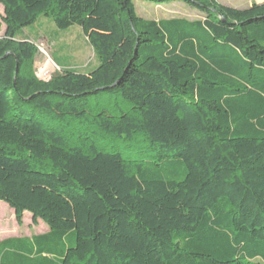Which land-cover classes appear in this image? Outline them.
Returning <instances> with one entry per match:
<instances>
[{
  "label": "trees",
  "instance_id": "obj_1",
  "mask_svg": "<svg viewBox=\"0 0 264 264\" xmlns=\"http://www.w3.org/2000/svg\"><path fill=\"white\" fill-rule=\"evenodd\" d=\"M181 1L204 17L0 0V202L50 228L1 241L0 264L264 262V2ZM41 16L80 26L98 66L37 77L18 36Z\"/></svg>",
  "mask_w": 264,
  "mask_h": 264
},
{
  "label": "rangeland",
  "instance_id": "obj_2",
  "mask_svg": "<svg viewBox=\"0 0 264 264\" xmlns=\"http://www.w3.org/2000/svg\"><path fill=\"white\" fill-rule=\"evenodd\" d=\"M219 1L234 8H247L253 3L264 2V0ZM135 7L137 15L146 21H161L172 17L193 21L204 17V14L197 8L181 0L168 1L162 4H157L152 0H135ZM0 14H4L2 5H0ZM5 31L6 25L0 17V37L5 35ZM18 37L29 38L37 47L34 60L35 74H38L39 70L46 66L47 63L51 66L52 76L60 72L63 67L73 68L81 73H88L99 64L98 57L78 25L68 29H59L51 18L41 16L35 24L25 27ZM102 95L104 94L90 98L93 107L97 111L111 109L109 108L111 101L108 103L103 102ZM114 103L125 105L119 99L114 100ZM106 149L114 151L109 146ZM121 150L124 151V148ZM126 156L130 157L132 155L126 154ZM10 210L12 209L6 202H0V238H15V236L26 238V236L35 232L34 225L38 221L34 223L31 218L27 217L22 220V224H19ZM5 263L10 264L9 260H6ZM260 264H264V262L261 261Z\"/></svg>",
  "mask_w": 264,
  "mask_h": 264
},
{
  "label": "crops",
  "instance_id": "obj_3",
  "mask_svg": "<svg viewBox=\"0 0 264 264\" xmlns=\"http://www.w3.org/2000/svg\"><path fill=\"white\" fill-rule=\"evenodd\" d=\"M10 211L13 213L14 217L16 218L15 211L13 209L10 210ZM27 217H29V218L32 219L31 213L24 212L23 219H25ZM36 224L34 225L35 232L33 234L29 235V236H26V238L31 239L34 236L43 235V234H46V233H49L50 232L49 226L44 221H42L41 219H38V222ZM8 238H12V237H3V238H0V242L3 241V240H5V239H8ZM15 238H23V237L22 236H15Z\"/></svg>",
  "mask_w": 264,
  "mask_h": 264
},
{
  "label": "built area",
  "instance_id": "obj_4",
  "mask_svg": "<svg viewBox=\"0 0 264 264\" xmlns=\"http://www.w3.org/2000/svg\"><path fill=\"white\" fill-rule=\"evenodd\" d=\"M53 72V69H52ZM37 77L39 78H44V79H51L52 78V73H51V66L46 64V66L42 67L38 74H36Z\"/></svg>",
  "mask_w": 264,
  "mask_h": 264
},
{
  "label": "bare ground",
  "instance_id": "obj_5",
  "mask_svg": "<svg viewBox=\"0 0 264 264\" xmlns=\"http://www.w3.org/2000/svg\"><path fill=\"white\" fill-rule=\"evenodd\" d=\"M41 79H43V80H49V79H44V78H41Z\"/></svg>",
  "mask_w": 264,
  "mask_h": 264
}]
</instances>
